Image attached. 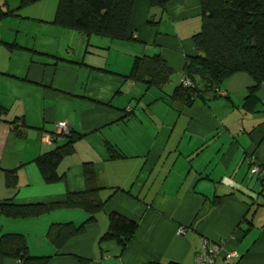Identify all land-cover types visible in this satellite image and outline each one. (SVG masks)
Segmentation results:
<instances>
[{
	"label": "crops",
	"instance_id": "obj_1",
	"mask_svg": "<svg viewBox=\"0 0 264 264\" xmlns=\"http://www.w3.org/2000/svg\"><path fill=\"white\" fill-rule=\"evenodd\" d=\"M42 1L16 9L20 0H9L16 10L0 20V202L61 205L39 216H1L0 232L24 235L30 255L51 256L47 264H194L203 239L219 250L215 264H264V83L253 111L243 106L253 84L245 72L226 78L216 98L185 104L173 97L186 56L196 53L199 1L162 8L136 0L124 40L58 26L55 4L46 11L36 7ZM25 23L34 31L20 29ZM155 53L174 70L168 82L124 79L135 56ZM60 121L83 137L58 167L63 181L50 184L34 159L65 141L42 140ZM250 158L259 173L250 172ZM84 162L93 163L105 203L58 249L50 225L90 216L62 205L67 191L87 188ZM10 170L14 187L6 182ZM112 212L138 224L125 245L101 239ZM0 264L21 262L0 255Z\"/></svg>",
	"mask_w": 264,
	"mask_h": 264
},
{
	"label": "trees",
	"instance_id": "obj_2",
	"mask_svg": "<svg viewBox=\"0 0 264 264\" xmlns=\"http://www.w3.org/2000/svg\"><path fill=\"white\" fill-rule=\"evenodd\" d=\"M9 0H2L0 20L13 15L16 9L35 0H20L19 6L8 8ZM136 0H58L53 22L86 35H98L112 40L131 39V19ZM150 6L164 8L171 0H146ZM200 26L192 36L196 53L186 56L183 76L191 81L175 86L173 97L185 104L199 98L204 101L218 97L217 91L226 78L236 72H245L253 80L244 98L243 106L253 111L250 103L257 101L256 91L264 83V0H198ZM148 23L151 21L148 20ZM173 68L158 53L135 56L124 79L141 81L147 87H162L173 75ZM253 103V102H252ZM3 108L0 107V115ZM18 136L19 127L12 122ZM53 140L57 135L52 132ZM65 141L39 155L34 162L45 183H59L64 174L58 172L62 160L74 153L75 142L83 134L70 130ZM113 156L119 154L111 148ZM87 188L80 192H66L62 205L82 208L90 216L80 225L73 222L53 223L48 237L56 248L73 236L84 232L85 224L95 220L94 214L102 209L99 188L94 185L96 171L92 162L82 163ZM8 186H16L15 170L6 171ZM57 202L14 203L0 202V217L25 218L45 214L59 206ZM137 222L119 213L109 215L108 230L101 239H116L125 245L137 228ZM0 255L17 258L21 264H47L51 256H32L24 235L0 232ZM168 264H176L169 262Z\"/></svg>",
	"mask_w": 264,
	"mask_h": 264
},
{
	"label": "built area",
	"instance_id": "obj_3",
	"mask_svg": "<svg viewBox=\"0 0 264 264\" xmlns=\"http://www.w3.org/2000/svg\"><path fill=\"white\" fill-rule=\"evenodd\" d=\"M180 82H182L185 86H190L192 84L191 81L184 76H182ZM69 131H70V127L65 121H60L55 124V133L57 135L63 136L67 134ZM42 140L44 142L51 143L53 141V137L49 133H44L42 135ZM248 161L250 164H252L250 167V172L254 174L259 173L260 166L253 163L252 158H250ZM178 233L183 234L184 228H179ZM218 256H219L218 248L216 246L209 245L208 241L206 239H203L201 251L196 254L194 264H215Z\"/></svg>",
	"mask_w": 264,
	"mask_h": 264
},
{
	"label": "rangeland",
	"instance_id": "obj_4",
	"mask_svg": "<svg viewBox=\"0 0 264 264\" xmlns=\"http://www.w3.org/2000/svg\"><path fill=\"white\" fill-rule=\"evenodd\" d=\"M57 1L58 0H44V1H42L43 3H38V5H36V7L38 6V7H40V9H42V8H44V7H42L43 6V4L46 6L45 7V10L46 11H49L50 10V8L52 7V5L54 6V4H55V7H56V5H57ZM17 2H18V0H11V4L12 5H14V6H16V4H17ZM26 11L27 10H22L21 11V13L23 14H25L26 13ZM8 20H11V19H8ZM24 21H26V20H28V19H23ZM9 22H13L12 24H14V21H9ZM28 23H25V24H22L21 25V28L20 29H22L23 30V27H26V29H28V30H30V31H34V26L33 25H27ZM16 27V26H15ZM49 148H51V147H49Z\"/></svg>",
	"mask_w": 264,
	"mask_h": 264
}]
</instances>
